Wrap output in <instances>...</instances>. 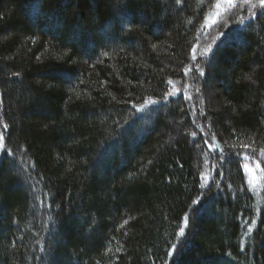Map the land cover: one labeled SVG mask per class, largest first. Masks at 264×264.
<instances>
[{
	"label": "trees",
	"instance_id": "obj_1",
	"mask_svg": "<svg viewBox=\"0 0 264 264\" xmlns=\"http://www.w3.org/2000/svg\"><path fill=\"white\" fill-rule=\"evenodd\" d=\"M216 3L0 0V264H264V9Z\"/></svg>",
	"mask_w": 264,
	"mask_h": 264
},
{
	"label": "snow or ice",
	"instance_id": "obj_2",
	"mask_svg": "<svg viewBox=\"0 0 264 264\" xmlns=\"http://www.w3.org/2000/svg\"><path fill=\"white\" fill-rule=\"evenodd\" d=\"M225 3H227V5H228V8L224 10V11H226V12H232V11H233L234 9H236V7H237V0H225ZM176 4H178V5L181 4V0H176ZM249 4H250V0H239V7H240L241 9H243V8H245V7H248V8H249V12H251L252 15H255V13L252 12V9L257 8V7L261 8V9H264V0H257V2H256V3H252V4L250 5V7H249ZM219 6H220V0H217L216 7L219 8ZM229 18H230V17H229ZM245 19H247V17L240 16V17L238 18V22H239L240 24H243L244 21H245ZM207 23H208V19H207V17H206V18H205V24H207ZM224 26H227V25L225 24ZM199 31H200V30L198 29L197 32L199 33ZM214 39H215V38H214ZM153 47H155V45H153ZM211 47H212L211 44L207 45V47L205 48V50H204L203 52H201L200 55H206V53L211 49ZM192 51H193L192 59L195 60V59H196V45H193V46H192ZM103 55L107 56L108 53L105 52ZM196 67H197V71H199L200 75L203 76V75H204V71H203V69L200 68L198 65H197ZM189 71H190V69H188V68L186 67V68H185V75H187ZM10 75H11V76H17V77H18V76L20 75V73H19V72H15V73H11ZM168 83H171V81H169ZM186 87H187V86H186ZM196 91L199 92V88H196ZM171 94H172V95H175V94H176V90L173 89V91H172ZM166 98H167V96H165V99H166ZM185 98H186L187 100H191V99H192V96L188 95V96H186ZM156 103H158L157 100H153V99H151V98H147V99L144 100V102H143L142 104H140V105L136 108V111H137V112L146 111L148 105H153V104H156ZM190 111L192 112L193 115L196 114V109H195V107L190 108ZM199 115H200V116H203V115H205V113H204L203 111H200ZM192 123H193V125H194L197 129H199L200 132H204V126H203V125L197 123L195 120H193ZM0 125L3 126V129H4L5 131H6V130L8 129V127H9L7 123H4L2 117H0ZM207 127L210 129V128H211V125L208 124ZM191 135H192L193 137H195V136L197 135V132L194 131V132L191 133ZM205 135L207 136L208 134L205 133ZM204 144L207 145V152L205 153V155L214 154L216 151H219V152H220V158H221L222 160L229 159V158H230L231 156H233V155H235V156H239V155H240L239 152H225L223 149H221V148H220V144H219V142L217 141L215 134H212L211 137H210V139H205V140H204ZM198 147H199V145H198ZM230 147L235 148V146H230ZM241 147L244 148V149H247V148H249V145L244 144V145H242ZM0 150H6V151H8V153H9L10 155L13 154V153H12V150H11V149H8V148L6 147V144H5V132H4V131H0ZM259 155H260V156H264V147H261V148L259 149ZM206 162H207V161H206ZM246 167H247V165H245V168H246ZM257 167H259V164H257ZM202 175H203V174H202ZM205 179H206V178H205ZM204 187H205V185L202 183V184H201V188H204ZM229 187H231V185H229ZM197 203H198V200H194V201H193V205H195V204H197ZM190 215H191L190 213H186V214H185V217H184V227H181L180 230H179V232L177 233V237H178V239L184 236V234H185V228L187 227V225H188V223H189ZM124 223L126 224L127 221H125ZM255 224H256V221L253 220V221H252V225H249V226H248V231L244 233V236H245V237H247V236L253 231V227H252V226L255 225ZM177 247H178V245H173V249H175V248H177ZM41 251H44V249H41ZM168 254H169L170 256L172 255V249L169 250V253H168Z\"/></svg>",
	"mask_w": 264,
	"mask_h": 264
},
{
	"label": "rangeland",
	"instance_id": "obj_3",
	"mask_svg": "<svg viewBox=\"0 0 264 264\" xmlns=\"http://www.w3.org/2000/svg\"><path fill=\"white\" fill-rule=\"evenodd\" d=\"M256 2H257V0H250L249 7H250V5H251L252 3H256ZM260 9H261V8H259V7L254 8V9H252V12L255 13L257 10H260ZM242 10H244V12H241ZM242 10H241V8H237V9H236V18H239V17H237V16H239V15H240V16H244V17H247V18L250 17V16H252V13L249 12V8H248V7H245V8H243ZM242 13H244V14H242ZM233 16H235V15H233ZM225 20H226V18L223 17V18H221L220 21L215 20L214 24L211 25L212 30H211V28H210L209 35L207 36V39L209 40V41L206 42L207 45H209V44H213L214 40H216V38H217L218 35H219L218 32L224 30V25H225V24L227 25V23H224ZM226 22H227V20H226ZM222 23H223V24H222ZM220 24H222V25H220ZM214 38H215V39H214ZM202 46H203V45L198 46L196 49H198V48H202ZM198 51H199V50H197L196 53H199ZM199 55H200V54H196V58H197ZM262 157H264V156H262ZM262 157H261V158H262ZM263 159H264V158H263ZM260 161H261V163L264 164V160L261 159ZM262 161H263V162H262ZM17 162H18V164H19L20 167H21L20 172H21V174H22V177L26 179L27 176H26V174H25V169L23 168V166L21 165V162H20L19 160H17ZM245 165H247V167L245 168V171H246V173H247V175H248L250 186H251L252 188H255V187L258 188L262 180H261V175H260V169H259V167H257L256 160L253 159V158H250V159L246 162Z\"/></svg>",
	"mask_w": 264,
	"mask_h": 264
}]
</instances>
